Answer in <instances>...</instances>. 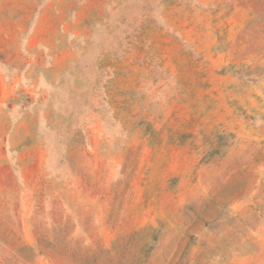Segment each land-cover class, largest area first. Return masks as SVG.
Listing matches in <instances>:
<instances>
[{"label": "rangeland", "instance_id": "obj_1", "mask_svg": "<svg viewBox=\"0 0 264 264\" xmlns=\"http://www.w3.org/2000/svg\"><path fill=\"white\" fill-rule=\"evenodd\" d=\"M0 136V264H264V0H0Z\"/></svg>", "mask_w": 264, "mask_h": 264}, {"label": "crops", "instance_id": "obj_2", "mask_svg": "<svg viewBox=\"0 0 264 264\" xmlns=\"http://www.w3.org/2000/svg\"><path fill=\"white\" fill-rule=\"evenodd\" d=\"M4 143H5V138H3V137L1 138V136H0V150L2 149ZM32 146H33V144H32ZM36 146H38V144H36ZM40 163H41V161L39 158H35V157H33V155H30V165L32 167H39ZM5 166H6V164L1 161L0 167L3 168Z\"/></svg>", "mask_w": 264, "mask_h": 264}]
</instances>
